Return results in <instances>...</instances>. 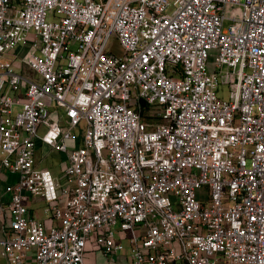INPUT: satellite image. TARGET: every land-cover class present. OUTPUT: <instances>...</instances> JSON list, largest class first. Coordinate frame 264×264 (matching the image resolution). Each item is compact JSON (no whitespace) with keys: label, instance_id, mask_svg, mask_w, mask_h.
I'll return each mask as SVG.
<instances>
[{"label":"built area","instance_id":"built-area-1","mask_svg":"<svg viewBox=\"0 0 264 264\" xmlns=\"http://www.w3.org/2000/svg\"><path fill=\"white\" fill-rule=\"evenodd\" d=\"M0 167L4 264H264V0H0Z\"/></svg>","mask_w":264,"mask_h":264},{"label":"crops","instance_id":"crops-1","mask_svg":"<svg viewBox=\"0 0 264 264\" xmlns=\"http://www.w3.org/2000/svg\"><path fill=\"white\" fill-rule=\"evenodd\" d=\"M19 59L20 58L18 56L17 61L15 63L16 68H18ZM60 110L62 109H53L51 111V118L52 116L53 118H55L56 116L57 124L61 128H65L67 127V123L63 114V110L62 113L60 112ZM62 130H66V129H62ZM45 132L46 130L44 127H39L38 133L40 136H43ZM76 132L79 133L78 130H76ZM69 145H71V147L69 146V151L73 149V146H76L73 145V143L72 144L70 143ZM79 145L82 146L81 141ZM55 152L59 155V159H60L59 160L60 177L56 175L54 176L49 168L41 166L42 162L46 160L47 156H49L50 154H54ZM34 161H35V168L48 170L49 172H51L54 180H56L60 185H62L63 172L66 166L68 165V152L64 153L53 150L49 146H46L45 144L40 142L39 140H36L35 149H34ZM17 178H18L17 175L13 173H9L8 171L0 167V240L5 237L6 227L8 226L10 221V213L8 211V205L11 200V194L6 191V188L7 186H12L13 184H15ZM24 203L29 211V217L31 219L39 222H44L46 224L49 223L48 220L51 214H50V210L47 209L48 208L47 203L43 199H41L40 197L26 196ZM93 238L94 237L92 236V240L88 242V246H87L88 249L86 250V253L84 255V263L106 264L104 256L93 245ZM125 247L127 246L125 245ZM29 256H31V258H29L27 264H34V261L32 260L33 253H30ZM4 263L5 261L2 258H0V264H4Z\"/></svg>","mask_w":264,"mask_h":264},{"label":"rangeland","instance_id":"rangeland-1","mask_svg":"<svg viewBox=\"0 0 264 264\" xmlns=\"http://www.w3.org/2000/svg\"><path fill=\"white\" fill-rule=\"evenodd\" d=\"M108 49H110L113 53H120L121 49L118 47V45H116L115 41L113 40V38L110 40L108 46ZM209 68L210 70L214 67V59L213 57H211V60L209 62ZM225 71V70H224ZM238 71V70H236ZM236 78V77H234ZM225 80L221 81V86L219 87V89L217 90V96L219 99L223 100V101H228L229 100V85L225 83ZM14 110H18L17 108H14ZM50 111H52V109H50ZM60 112L62 113V110H60ZM87 126L85 123L80 124V127L78 129L79 134H81L83 132L84 129H86ZM72 141L68 140L66 141V145L69 147H71ZM59 155L55 152L54 154H50L49 156H47L46 160L44 162H42L41 166L42 167H47L50 169V171L52 172V174L55 176H59V170H60V166H59ZM123 244L124 245H128V240L125 239L123 240ZM126 250L128 251L129 249L126 247Z\"/></svg>","mask_w":264,"mask_h":264}]
</instances>
